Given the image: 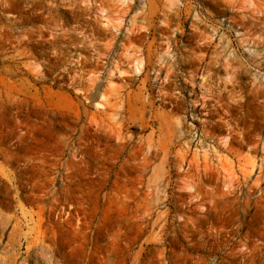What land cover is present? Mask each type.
<instances>
[{
  "label": "bare ground",
  "instance_id": "bare-ground-1",
  "mask_svg": "<svg viewBox=\"0 0 264 264\" xmlns=\"http://www.w3.org/2000/svg\"><path fill=\"white\" fill-rule=\"evenodd\" d=\"M37 1L0 0V12L11 15L15 21L23 17L15 14L21 13L19 5L26 4L32 9ZM60 1L67 6L69 14L87 10L85 2L97 5L104 23L102 29L109 37L99 40L89 29H83L87 40L71 39L73 36L63 40L61 56L70 54L71 50L76 53L73 67L67 66L60 57L48 58L41 74L32 73L27 61L3 65L4 102H30L43 111L41 119L53 138L46 151L33 138L18 135L14 129L7 134L0 133V157L5 165H0V192H5L0 196L1 204L9 209L8 192H13L20 206L22 201L43 205L37 220L14 214L0 215V240L6 239L3 245L0 242V253H3L0 264H8L9 260L13 264L12 260L21 255L26 264H90L104 239L106 248L116 247L113 243L117 236L111 235L113 226L108 220L116 211L117 203L134 205L130 213L133 218L141 215L136 225L137 231H142L141 226L150 221L148 206L153 201L166 208L163 219L158 221L160 237L155 241L164 245L166 234L174 239L179 234L192 247H200L220 238L228 248L225 255L235 262L242 261L247 254L238 249L242 244H232L227 239L239 231L216 219L214 210L220 202L238 204L239 192L246 197H255L258 193L255 203L264 209V185L260 184L264 173L250 184V174L256 167L252 162L249 170L242 172L243 180L235 179L210 162L208 153L197 158V148L215 143L236 157L246 149L256 151L259 130L249 119L236 116L244 106L235 100V87L239 78L251 72L248 66L261 69L260 60L256 55L245 61L223 55L213 58L212 54L220 52L208 35L209 27L192 22L190 33L185 35L180 18H187L193 12L188 3L177 9H172L174 4H171L165 11L161 6L163 0H144L139 6H136L138 0H118L120 5H111V0ZM8 20L13 24L12 19ZM235 26L247 39L236 44L227 41L221 50L236 47L239 51L244 42L253 46L260 44L253 37L257 31L264 30V23L254 11ZM8 28L0 18V47L7 41L13 45L18 58L32 57L26 41L19 37L12 43L13 33ZM171 30L177 32V37L168 35ZM25 36L31 37L26 31ZM54 67L62 68L61 73L52 84L41 87L42 99L37 85L47 83L50 69ZM150 69L154 70L158 84L157 98L151 92ZM219 71L229 80L214 83L213 78ZM179 72H185L182 74L187 83L185 87L189 88L193 126L185 122L189 110L184 91L177 84ZM198 78L200 81L196 82ZM64 84H67L65 91ZM256 86L252 91H258ZM246 108L249 111L250 107ZM130 129H137L138 134ZM193 131L199 145L194 144L196 141L193 143ZM218 131L227 134L225 140L216 136ZM191 151L192 157L188 154ZM172 201L177 221L168 220ZM103 224L107 227L98 236L96 232L103 229ZM182 248L186 258L207 264L205 256H193L184 245Z\"/></svg>",
  "mask_w": 264,
  "mask_h": 264
},
{
  "label": "rangeland",
  "instance_id": "rangeland-1",
  "mask_svg": "<svg viewBox=\"0 0 264 264\" xmlns=\"http://www.w3.org/2000/svg\"><path fill=\"white\" fill-rule=\"evenodd\" d=\"M115 1L111 0L110 4L112 5V3L113 4L116 3L120 5V1L118 0ZM134 1L135 0H133V2ZM39 2L38 1L36 2L37 4L36 7H35L36 4H34L33 6V8L35 7L34 10L33 8L31 9V7L29 8L25 6L26 4H21L22 6L19 5L20 8L18 9V11H21V13L16 12L15 14L17 16H23V17L21 18L15 17L16 18L15 21H14V17H10L11 15L8 14L4 15L2 14V12H0V18L3 24L9 26L8 28L9 30L8 29L7 30L10 33H13L12 43H16V41L14 42V40H17L20 37L19 39H23L24 41L27 42L28 47L31 49L33 54L32 57L29 58H22V57L18 58L16 56V53L14 52L13 45L9 44L7 41L3 42L2 45L4 46L3 48L0 47V85H1L0 86V94H1L0 95V133L3 132L4 134H7L12 129H14L18 135L26 134L28 137L33 138L35 142L41 147V149L47 151L49 149V144L51 143L53 135L50 132L51 131L50 128H48V126L43 121V119H41L44 112L34 108L32 103L30 102H21V103L20 102L13 103L12 101L4 102L6 98L4 94L6 92V89H4L5 86H3L1 83L2 78L5 77L3 65L11 63L13 61H16L18 63L27 61L28 63L30 62L29 64L31 65L30 69L32 73L41 74V72H44V69L46 68L45 64L47 63L48 58L50 59L51 57H60L61 59L64 60V62H67L68 64L67 66L73 67L76 61L75 60L76 53L73 52V50H71L70 54L64 53L61 56V52H60L61 51L60 49L64 50L63 49L64 41H66L69 36L71 37L73 36L71 39L74 38V40L76 39L87 40L85 38L86 34L84 32V30L86 29H89L93 33L95 38L99 37L98 38L99 40L101 39L105 40L109 37V35H107L108 33L104 32L102 29L104 27V23L102 22L103 19L100 18V13L97 9V5H94L92 3L90 4L89 2H85L83 5L87 6L86 7L87 10H84L80 13L76 11L75 13L69 14L67 6L60 0L59 1L39 0ZM143 2L144 0H138L136 6H139L140 3L142 4ZM185 3L191 4L193 7V12L191 13L190 16H188L187 18L181 16L180 18L181 19L180 21L183 23L184 26L185 35H188L190 33V25L192 22L203 23L204 26L209 27L208 35L212 37L213 41L215 42V46L219 48V52H220V53L217 52V54H212L213 58H216L217 55H219V57L223 55L226 58L235 57L238 60L241 59L245 61L256 55L262 64L260 70L253 66H248L251 72L249 71L242 78H239L237 80L239 84L236 85L235 87V100L240 102L241 105L244 106L243 108L245 110V111L244 110L241 111L242 115L239 114L238 112V114L236 113V116L243 117L244 119H249V121L252 124L254 123V125L259 130V143L258 146L256 147V151L250 152V150L246 149L243 150L238 157H236L230 153H227L222 148L218 147L215 143H207L206 146H204V148H201L200 146H198L197 148V151H199L198 153L199 155L197 156V158L200 157L202 158L205 152L206 154L208 153L207 155L210 162L214 163L219 168L225 169L228 173L231 174L233 178L240 179L241 181L243 180L242 172L248 171L249 165L252 162H254L256 167L254 171L250 174V179H249V183L252 184L254 183L255 179L258 176L264 173V119H263L264 118V30L257 31L253 37L254 39L259 41L260 43L259 45L253 46L251 43L247 44L244 42L242 45L243 47H241L239 51L238 48L236 47H232L231 49H226L225 51L221 50L220 47L221 45L225 46L227 41L236 44L239 43L241 39H247V36L243 35L242 31H240L239 28L236 27L235 25L243 21L244 16H249L251 11H254L256 13V16L261 17L262 22L264 23V0H163L161 6L164 7V10L166 11L168 10L167 9L168 6H170L171 4H174L171 6L172 9H177L180 6H182V4ZM8 18L14 21L13 24L10 23V20H8ZM157 22L160 23L159 20ZM211 26H214L217 29V32L212 31ZM25 31L26 33H29V35L31 36L30 38H27L25 36ZM68 31L70 32V35ZM168 35L177 37V32L175 30H171V32ZM158 38L160 37L158 36ZM27 39L29 41H27ZM82 50L83 53H86L85 49ZM210 52H214V50L211 49ZM61 69L62 68H58V69L55 67L51 68L47 83H40L37 85V87L40 90L39 96L42 97V99L44 98V94L41 91V87L44 85H50L56 79H58V75L61 73ZM150 70H149V77H150L151 92L152 94L154 93V97L157 98L158 84L154 80L155 79L154 70L152 69ZM182 73L185 74V72H179L178 74V78L180 79L177 78V84L178 87L184 91L183 92L184 97H186L185 105L186 108L189 110L188 116H186L185 118V122L188 126L189 125L193 126L194 116H192L190 112L191 100L189 98V88L185 87L186 86L185 84L187 83L184 78L185 76ZM228 80L229 77H227L223 71L216 72L213 78L214 83H223ZM199 81L200 78H198L196 82ZM59 82L60 81H58V84ZM132 84L133 87L137 86L136 81H134V83L132 82ZM255 84L258 85L256 86L258 91L254 92L252 91V87ZM63 90L64 91L67 90V84H64ZM247 106L250 107L249 111H247L246 108ZM40 112H41V116L39 115ZM130 130L133 133L138 134L137 129H130ZM192 134L195 135L193 139V143L196 141L194 144H198L197 143L198 141L195 140L196 139L195 131H193ZM216 134H217L216 136H218V138L221 141L225 140V136L227 135L226 133H221L219 131L216 132ZM193 152H194V148H193ZM193 152L191 151L188 153L190 157H192L191 154L193 155ZM3 161H4L3 158L0 157V165L5 166ZM259 166H262L261 170L260 169L258 170ZM14 167L16 168L17 166L14 165ZM14 167L12 166L10 168H14ZM241 175H242V179H241ZM174 179L175 176H173V180ZM260 184L262 186L264 185V178L261 180ZM171 188H172L171 189L172 192L174 193L175 188L173 187V185L171 186ZM245 191H246V187L244 188V192ZM4 195L5 192L1 191L0 196H4ZM238 195L241 196L238 204L235 203L231 206L230 204L224 205L223 202H220L216 205L214 214H216L215 215L216 219L225 221L229 225L231 224L229 226L230 228L233 227L234 229H237V231H239L237 235L235 234L229 235L227 239L230 238L229 241L232 244L235 243L238 245L242 244L241 245L242 247L238 249L241 250L243 253L245 252L247 253L246 257H244L242 261L235 262L232 260V257H230L228 254L225 255L227 253L228 248L227 246H225V243L224 244L221 243L223 239L220 238L214 239V241L211 240L209 246L206 245L204 246V244H202L200 247L198 246L192 247L191 244H189L188 241L183 239L181 235L178 234V238L174 239L168 233L164 236L165 238L164 245L162 244L161 241L157 242L159 240L158 237H160L158 236L160 229L159 227L160 224L158 221L159 220L161 221L163 219L164 217L163 211H165L166 208L163 207V205H161L160 202L153 201L148 206V208H150L149 211L150 221L146 224V226L144 225L141 226L143 228L142 231H137V225H136L137 222L136 219L140 218L141 215L137 218L134 217L135 218L134 219L133 218L134 215L130 213V211L134 210V205L132 203H131L132 205L130 203H124V204L117 203L115 207L116 211H114L113 215L111 216V219L108 220L110 223L107 221H106L107 223L105 222L107 226H109V228L113 226L112 230L110 231L111 235L117 236L119 238V240L117 237L115 238L116 240L114 239L115 241L113 243L114 244L113 247L114 246L116 247L115 249L111 248L112 250L108 249L105 246V243L107 241L105 239L104 240L99 239L100 241L103 240L100 242V245L102 244V247H99V249L103 248L104 250L101 249L102 252H100L101 250L97 249L96 252L97 254L96 256H94V259L92 260L93 263L92 262L91 263L92 264H116V263L122 264L121 262L125 261L123 262L124 264H196L197 262L191 260L190 259L191 257L188 256V258H186L187 256L184 254L182 248L184 245V247L188 248V250L192 253L193 256H196L197 254L205 256L207 264H264V246H263L264 209L257 206L255 203V197H257L259 194L257 193L255 197H246L244 194L239 192ZM13 197H14V193L8 192V201L10 202L9 209L4 208L0 202V215L14 214L18 217L25 216L28 219L31 218L33 220H37L38 216L42 213L41 209L43 205H33L22 201L21 202L22 205L20 206L19 203L17 202V199ZM246 201L248 202L247 204ZM85 206L91 207L93 205L85 204ZM175 209H176L175 203L173 201L170 202L169 219H168L169 221H177ZM108 223L112 225L110 226ZM106 224H103L101 226L103 229L96 232L98 236L99 234L101 235V232L104 231V227H107L105 226ZM32 226H34V223L32 224ZM121 236L122 239H120ZM152 240L153 241L157 240V241L153 242ZM126 241H128L127 243L129 248L128 246H126ZM150 241H152L153 244ZM0 242L3 245L6 243V239H2L0 240ZM221 245L222 247H220ZM24 247L22 251L25 250ZM191 248L192 249L195 248L196 250L194 249L192 250ZM201 249L204 251H202ZM107 250L110 251L108 252ZM114 253L115 254L118 253V254L115 255ZM113 254L114 256H111ZM0 256L3 257V253H0ZM22 258H24V255L15 257L14 260H12L13 264H26V262H24ZM98 258H100L99 259L100 261L98 260ZM114 259L116 261L114 262L110 261ZM10 263L11 261L9 260L8 264ZM4 264L6 263L4 262Z\"/></svg>",
  "mask_w": 264,
  "mask_h": 264
}]
</instances>
